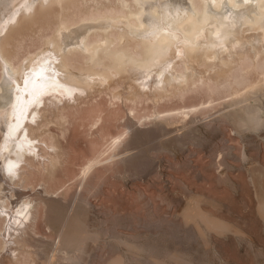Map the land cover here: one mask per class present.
<instances>
[{"label": "bare ground", "instance_id": "6f19581e", "mask_svg": "<svg viewBox=\"0 0 264 264\" xmlns=\"http://www.w3.org/2000/svg\"><path fill=\"white\" fill-rule=\"evenodd\" d=\"M107 3L0 0V264L31 263V239L49 210L43 195L75 185L78 201L65 218L87 222L89 193L136 155L140 133H169L198 114L238 128L264 125V0ZM115 75L127 80L125 90L90 98L94 84ZM220 107L232 110L211 115ZM69 123L89 130L87 152L70 149ZM73 234L81 236L63 228L55 240L72 263L83 248Z\"/></svg>", "mask_w": 264, "mask_h": 264}, {"label": "rangeland", "instance_id": "374dc122", "mask_svg": "<svg viewBox=\"0 0 264 264\" xmlns=\"http://www.w3.org/2000/svg\"><path fill=\"white\" fill-rule=\"evenodd\" d=\"M91 1L105 5L108 1L110 7L116 0ZM34 10L29 14L32 17ZM128 32L124 31L123 42ZM30 33L20 40L23 49V43L31 46ZM111 80L94 84L90 98L106 101L113 91L128 85L118 75ZM227 109L231 107H220L211 115ZM201 115H192L186 123L180 121L169 133L155 126L158 129L145 135L142 130L150 125H140L142 133L135 138L133 149L136 155L118 162L116 174L105 180L114 183H104L98 193L91 190V196L86 193L92 209L90 223L65 218L71 202L76 205L78 201L75 185L67 192L59 190L56 197L43 195L49 210L31 239L30 264H264V125L238 128L230 121L219 124ZM261 116L264 119V113ZM112 121L111 130L116 134L120 122ZM69 127L66 136L71 145L67 144L73 146L69 148L87 152L89 130L76 123ZM55 128L51 125L53 131ZM23 192L34 196L32 190ZM109 213L115 218L110 219ZM63 228L77 229L82 236H72L74 245L83 247L77 251L80 259L73 263L55 250L56 235Z\"/></svg>", "mask_w": 264, "mask_h": 264}]
</instances>
